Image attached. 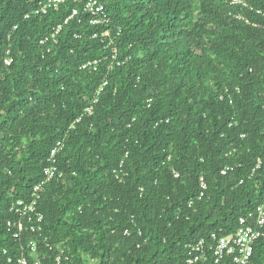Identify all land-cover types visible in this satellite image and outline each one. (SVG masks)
Instances as JSON below:
<instances>
[{
  "label": "trees",
  "instance_id": "1",
  "mask_svg": "<svg viewBox=\"0 0 264 264\" xmlns=\"http://www.w3.org/2000/svg\"><path fill=\"white\" fill-rule=\"evenodd\" d=\"M99 1L107 24L0 0V256L27 254L11 208L45 183L41 264H188L264 204V0Z\"/></svg>",
  "mask_w": 264,
  "mask_h": 264
},
{
  "label": "built area",
  "instance_id": "2",
  "mask_svg": "<svg viewBox=\"0 0 264 264\" xmlns=\"http://www.w3.org/2000/svg\"><path fill=\"white\" fill-rule=\"evenodd\" d=\"M68 0H48L46 5H42L37 8L33 13L28 14L26 19H30L31 16L46 15L50 9L57 10L60 5L66 3ZM79 5H85V12L90 13L93 16L94 24H107L109 18L105 14L106 8L99 0H74ZM235 3H241L239 0H235ZM79 11H74L72 19L77 16ZM67 20L68 21L70 20ZM17 26L14 30H17ZM60 28L56 32L59 33ZM56 35L52 36L54 42L56 41ZM49 39L42 41L41 44H45ZM8 58L5 61V65L10 67L14 59L8 52ZM99 62L89 63L85 68L94 67L97 70ZM88 113L92 115V110L88 109ZM64 145L59 142L57 146L52 150L48 161L47 167L44 171L46 182H50L56 178H63V174L59 173L56 166L57 155L63 150ZM226 174V172H224ZM179 178V175H175ZM44 184H40L35 187L32 199L30 201L20 200L13 204L11 211L16 215L14 221H10L7 224L8 232L12 235V238L17 240L21 238L22 233L28 231L34 234V238L29 241L26 249L23 252L27 254H21L16 257L9 255L7 250H2L0 256V264H41L38 256L37 241L38 237H41L44 226V216L38 212L39 201L41 200V192L44 188ZM201 185V198L204 196V191L207 190V185L204 178L200 180ZM264 237V204L259 206L256 211L247 217L241 218L239 221V229L236 234L226 237L219 238L217 235L211 237V245L208 250L205 248L208 244L202 240L197 245L189 247L190 258L188 264H198L207 260L208 254L210 253L215 264H252L255 246L257 242ZM64 252L57 259V263L62 262V256ZM68 260V258H66Z\"/></svg>",
  "mask_w": 264,
  "mask_h": 264
}]
</instances>
